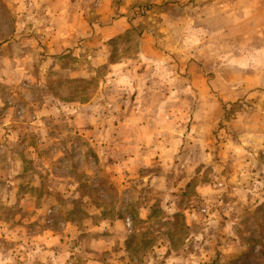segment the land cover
Returning <instances> with one entry per match:
<instances>
[{"label": "crops", "instance_id": "crops-1", "mask_svg": "<svg viewBox=\"0 0 264 264\" xmlns=\"http://www.w3.org/2000/svg\"><path fill=\"white\" fill-rule=\"evenodd\" d=\"M11 2L9 34L0 36V194L8 192L3 205H19L25 224L0 227L27 232L29 209L48 203L44 182L55 167L42 147L52 133L128 141L127 162L108 174L120 172L122 186L132 176V189L167 199L172 188L207 187L194 171L211 161L228 106L245 99L264 107V0ZM132 32L137 50L118 55L115 45ZM254 112L238 125L264 126V110ZM262 128L253 139L263 152ZM218 147L226 153V144ZM56 179L51 191L60 192L65 180ZM155 201L141 220L154 218Z\"/></svg>", "mask_w": 264, "mask_h": 264}, {"label": "rangeland", "instance_id": "rangeland-1", "mask_svg": "<svg viewBox=\"0 0 264 264\" xmlns=\"http://www.w3.org/2000/svg\"><path fill=\"white\" fill-rule=\"evenodd\" d=\"M11 4V0H0L3 38L8 36L13 19ZM115 47L118 55L134 53L136 33ZM256 108L264 110L245 99L227 107L211 161L194 171L197 182L207 187L180 192L172 188L167 199L150 196L147 186L132 189V176L124 179L122 186L120 172L108 174L109 165L121 168L127 162L123 158L128 141L106 142L96 135L91 140L67 141L60 131L50 134L42 147L49 151L50 164L55 167L49 174L50 183L44 182L50 188L48 203L29 209L34 213L27 232L0 227V264H264V150L260 151L261 142L253 139L258 134L255 127H263L262 132L264 126L238 125L240 119L252 118ZM243 134L245 137L230 145V137ZM223 144L226 153L219 155L218 145ZM58 154L61 166L54 163ZM177 166H182L178 160L171 167L169 180L174 179ZM57 176L65 180L60 192L51 191L57 189L58 180L53 181ZM111 184L116 187L111 189ZM1 191L0 224H21L24 219L17 212L19 205L13 207L10 201L3 205L8 192ZM148 201H155L151 207L154 218L141 220ZM117 216L123 217L125 226L116 225Z\"/></svg>", "mask_w": 264, "mask_h": 264}]
</instances>
